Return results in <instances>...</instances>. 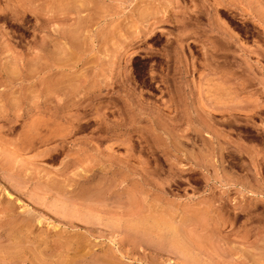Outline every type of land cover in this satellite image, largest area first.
<instances>
[{
    "label": "rangeland",
    "instance_id": "374dc122",
    "mask_svg": "<svg viewBox=\"0 0 264 264\" xmlns=\"http://www.w3.org/2000/svg\"><path fill=\"white\" fill-rule=\"evenodd\" d=\"M0 264H264V0H0Z\"/></svg>",
    "mask_w": 264,
    "mask_h": 264
}]
</instances>
